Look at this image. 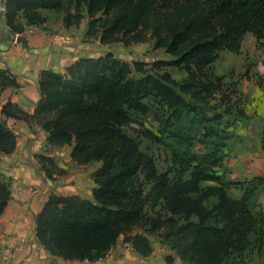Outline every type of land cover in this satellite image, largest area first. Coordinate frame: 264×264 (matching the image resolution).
Segmentation results:
<instances>
[{"label":"trees","instance_id":"16d2710c","mask_svg":"<svg viewBox=\"0 0 264 264\" xmlns=\"http://www.w3.org/2000/svg\"><path fill=\"white\" fill-rule=\"evenodd\" d=\"M43 10L62 13L66 27L88 16V39L127 45L152 39L172 58L149 66L109 52L77 59L64 73L43 70L33 114L0 99L1 151L17 147L4 118L13 117L42 126L50 145L70 146L75 163L99 165L93 199L51 192L37 217L40 243L65 260L96 261L121 237L148 257L150 236H158L189 264H256L264 257V207L255 212L252 202L264 176L226 179L236 121L248 116L237 84L226 87L213 64L224 51L240 53L248 32L264 44V0H7L5 25L13 34L24 31L21 20L43 25ZM170 68L187 76L177 79ZM18 86L0 68V97ZM211 101L216 109L203 115L212 123L202 133L179 132L185 114ZM150 114L155 131L144 126ZM134 124L141 127L136 137L127 132ZM143 139L164 144L170 164L160 168ZM37 157L49 179L63 173L54 158ZM232 186L245 189L241 198L229 194ZM11 195L12 179L0 174V221Z\"/></svg>","mask_w":264,"mask_h":264},{"label":"crops","instance_id":"0c3cea01","mask_svg":"<svg viewBox=\"0 0 264 264\" xmlns=\"http://www.w3.org/2000/svg\"><path fill=\"white\" fill-rule=\"evenodd\" d=\"M4 11L0 13V22L5 25ZM47 12L54 11L43 10L45 15ZM85 18L87 22L85 25L80 23L79 26L84 29L79 34L73 31L78 26L66 27L63 18L54 30L53 25H49V17L43 25L36 26L27 25L21 20L25 29L17 34H13L6 25L4 33L0 24V68L10 70L19 83L18 87L9 88L1 95L2 105L12 101L23 111L33 114L42 96L39 81L43 70L52 69L64 73L77 59L94 57L84 52L88 16ZM219 60L217 68L223 65V71H216L215 75L227 77L232 72L236 75H249V78L242 79L237 84L245 99L248 118H239L236 121L235 137L229 143V155L225 159V166L228 167L226 179L244 181L255 176H264V88L254 80V76H261L264 80V49L258 46L254 33L248 32L243 39L240 53L223 52ZM4 118L17 136V147L11 153L0 150V174L12 179L11 200L0 221V264L146 263L143 260L146 257L138 252L142 260H131L126 249L119 246L121 241L128 244L123 237L106 257L96 261L65 260L52 255L40 243L36 236L35 217L42 211L51 192L93 199L96 187L93 175L99 165L90 170L93 163H75L71 157L72 148L50 145L49 133L38 124L13 117ZM40 154L54 158L63 173L55 174L53 179H49L37 157ZM234 174L240 178H230ZM263 189L264 186L259 191ZM242 190L245 192L244 188ZM258 195L257 192L255 198Z\"/></svg>","mask_w":264,"mask_h":264},{"label":"rangeland","instance_id":"374dc122","mask_svg":"<svg viewBox=\"0 0 264 264\" xmlns=\"http://www.w3.org/2000/svg\"><path fill=\"white\" fill-rule=\"evenodd\" d=\"M50 19V24L53 25V30L56 29L60 25V21L63 18L62 13L58 12H47L46 13ZM87 22V18L82 20V24L85 25ZM83 25V26H84ZM84 28L81 26H78L76 29L74 27L73 31L77 34L81 33V30ZM85 44V54H88L90 56H101L105 55L109 52H112L117 57L121 58L122 60L133 62V61H144L149 64V66L152 65L153 62L158 60H169L172 57L167 54L163 49H157L154 44V40L149 39L146 42H135L131 44H125L122 42L118 43H112V44H103L98 39H88L85 37L84 39ZM264 49V44L260 47ZM228 52V51H224ZM223 53V52H222ZM221 53V54H222ZM220 54V56H221ZM220 58V57H219ZM219 58L215 61L213 64V71L216 73H222V66L217 68V66L220 63ZM169 70V69H168ZM170 71L177 79H182L187 76V74L184 71L177 70L175 68H170ZM233 74L229 73L227 77L225 78L226 87H228V84L230 82H235L236 84L239 83L242 79L249 78V75H245V73H240L236 75L235 72H232ZM228 76H231L230 78ZM263 79L261 76H254V80L259 83L258 80ZM225 87V88H226ZM241 94V93H240ZM245 101V99L243 98ZM212 103L209 105V103L199 102L198 104L201 106L200 109L197 111L191 113V114H185L183 119L177 124V129L179 132L185 131L189 128H192L194 131L202 133L204 128L211 124L212 122L205 121L203 119V115L212 116L215 109L214 105L216 101H211ZM219 109H222L219 107ZM144 126L156 130L155 122H153V115L150 114L147 118L144 119ZM141 128L138 124H134L132 128H127V132L131 135L136 137V129ZM142 149L147 151L148 153L155 156L158 166L160 168L165 167L167 164H170V159L167 157L169 154V149L165 147L164 144L161 143H153L150 140L143 139L142 140ZM229 150V149H228ZM98 165V163H93L91 168H95ZM227 166V165H226ZM89 168V167H88ZM228 168V167H227ZM231 169V167H230ZM231 176V175H230ZM230 178H234L235 180H238V175H232ZM229 193L234 198H239L244 193L242 190V187L240 186H232L229 190ZM259 195L258 198H254L252 202V209L257 212L260 211L261 208L264 207V189L260 192L258 191ZM151 242L153 244V253L149 256L144 258L143 260L146 262L144 264H189L187 262H184L180 259V257L177 255L176 251L172 250L168 245H166L162 239L158 236H150ZM119 246L122 249H126L127 253H129V257L131 260L138 261L142 260L138 256V253L135 252L128 244L123 243L122 241L119 243ZM169 258H173V261L170 262ZM256 264H264V257H260Z\"/></svg>","mask_w":264,"mask_h":264},{"label":"water","instance_id":"95a60500","mask_svg":"<svg viewBox=\"0 0 264 264\" xmlns=\"http://www.w3.org/2000/svg\"><path fill=\"white\" fill-rule=\"evenodd\" d=\"M6 4H7V0H2V7L0 8V13L3 12L5 9H6ZM0 24L2 25L3 27V32L5 33L6 31V27L5 25L0 22ZM21 40H24L23 38H20ZM37 222H38V218L37 216L35 217V227L37 228Z\"/></svg>","mask_w":264,"mask_h":264}]
</instances>
